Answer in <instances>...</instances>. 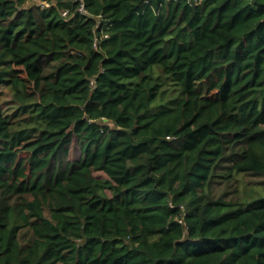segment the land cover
<instances>
[{"label":"trees","instance_id":"1","mask_svg":"<svg viewBox=\"0 0 264 264\" xmlns=\"http://www.w3.org/2000/svg\"><path fill=\"white\" fill-rule=\"evenodd\" d=\"M28 1L0 0V264H264V196L212 190L264 185V0Z\"/></svg>","mask_w":264,"mask_h":264},{"label":"rangeland","instance_id":"2","mask_svg":"<svg viewBox=\"0 0 264 264\" xmlns=\"http://www.w3.org/2000/svg\"><path fill=\"white\" fill-rule=\"evenodd\" d=\"M27 6H38L39 8H44L49 6L46 0H29L26 3ZM1 106L6 112H10L14 107L13 99L10 91L5 88H0ZM81 155L80 148L76 140H73L70 145L69 159L76 160ZM97 177H105V174L101 171H94L93 173ZM262 177L255 175L239 174L237 175V181L231 180L228 183H216L213 185V192L216 196H221L224 194L227 199H254L259 196H264V185H260L259 181ZM30 237V232L27 228L21 230L20 239L22 242H26Z\"/></svg>","mask_w":264,"mask_h":264},{"label":"built area","instance_id":"3","mask_svg":"<svg viewBox=\"0 0 264 264\" xmlns=\"http://www.w3.org/2000/svg\"><path fill=\"white\" fill-rule=\"evenodd\" d=\"M80 1H81V3H80V5H79L78 10H80V12L86 13V11H85V9H84L83 2H82V0H80ZM199 1H200V0H194L195 3H198ZM66 14H67V10L62 11V15L66 16ZM106 36H107V34H102V35H101V37H106ZM97 39H98L97 37L94 39V45H95V46H96L97 41H98ZM179 221L182 222L181 219H180Z\"/></svg>","mask_w":264,"mask_h":264}]
</instances>
